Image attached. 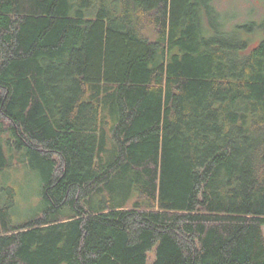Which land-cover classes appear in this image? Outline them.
<instances>
[{"label":"trees","instance_id":"trees-1","mask_svg":"<svg viewBox=\"0 0 264 264\" xmlns=\"http://www.w3.org/2000/svg\"><path fill=\"white\" fill-rule=\"evenodd\" d=\"M232 21L215 0H0V176L41 179L20 222L0 191V264H264V19Z\"/></svg>","mask_w":264,"mask_h":264},{"label":"rangeland","instance_id":"rangeland-1","mask_svg":"<svg viewBox=\"0 0 264 264\" xmlns=\"http://www.w3.org/2000/svg\"><path fill=\"white\" fill-rule=\"evenodd\" d=\"M215 4L220 13L233 20L232 24L242 25L252 21L260 25L264 19V0H215ZM248 36L243 34L245 38ZM250 36L253 44L251 46L254 47L262 40L264 33L255 31ZM13 160V167L0 176V191L6 187L15 190L14 220L20 222L41 207V179L38 171L31 169L18 158ZM150 256L152 258L153 254Z\"/></svg>","mask_w":264,"mask_h":264}]
</instances>
